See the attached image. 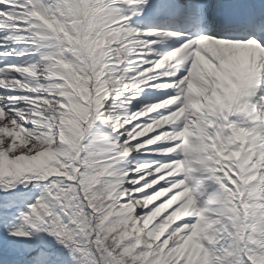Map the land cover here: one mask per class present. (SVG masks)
Masks as SVG:
<instances>
[{
	"label": "snow or ice",
	"instance_id": "1",
	"mask_svg": "<svg viewBox=\"0 0 264 264\" xmlns=\"http://www.w3.org/2000/svg\"><path fill=\"white\" fill-rule=\"evenodd\" d=\"M0 264H264V0H0Z\"/></svg>",
	"mask_w": 264,
	"mask_h": 264
}]
</instances>
